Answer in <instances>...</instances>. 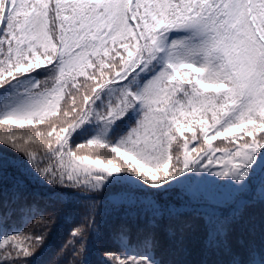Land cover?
Masks as SVG:
<instances>
[{
  "label": "snow or ice",
  "instance_id": "snow-or-ice-1",
  "mask_svg": "<svg viewBox=\"0 0 264 264\" xmlns=\"http://www.w3.org/2000/svg\"><path fill=\"white\" fill-rule=\"evenodd\" d=\"M0 264H264V0H0Z\"/></svg>",
  "mask_w": 264,
  "mask_h": 264
}]
</instances>
